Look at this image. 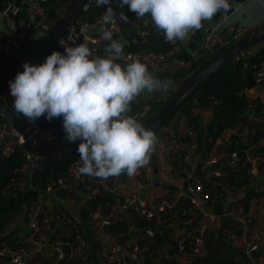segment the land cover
<instances>
[{
    "label": "crops",
    "instance_id": "1",
    "mask_svg": "<svg viewBox=\"0 0 264 264\" xmlns=\"http://www.w3.org/2000/svg\"><path fill=\"white\" fill-rule=\"evenodd\" d=\"M29 1L0 0V13L6 6H10L6 17L0 14V70L10 58L17 54V52L13 53L7 46L5 37L10 35L25 39L26 44L29 36L34 32L31 25L32 16L27 11ZM69 4L67 0H48L44 4L51 26L58 24L67 12ZM229 4L230 9L228 12L217 13L210 21L203 22L202 28L194 31L187 40L180 44L178 50L163 66L158 68L148 67L152 75L168 83V90L167 92L157 91L148 93L145 91L141 93L131 104L129 115L134 116L137 120L149 115L188 76L223 48L219 47L216 43L212 46L211 50H206L203 44L207 38L213 40L227 39L233 32L235 26L252 30L264 23V0H229ZM101 12V8H94L90 13L82 15V18L92 20L99 16ZM143 19L147 20L146 24L151 23V18L145 16L131 26L121 28L118 25V30L113 39L122 42L124 47L134 42L135 31L140 27L139 23ZM92 34L101 35L96 30H93ZM109 43H103L105 49ZM263 44L261 43L254 48L248 49L236 57L231 64L235 65L238 62H246ZM245 95L250 100H259L260 103H264V82L261 87H253L245 90ZM5 103L8 108L15 111L12 107L14 97L11 96L10 92L5 97ZM214 106L215 104L210 98L208 101L204 98H194L190 104H184L179 108L156 131L158 132L155 134L158 138V143L155 151L150 155L149 163L139 168L140 175L134 174L129 177L124 173L118 177H110L107 180L95 178L98 184L107 187V189L102 191L108 194L110 200L104 199L103 202L93 201L92 199L90 201H84L82 200L83 197L81 195L79 196V193L76 192L70 195L67 200L64 199L63 203L58 201L53 205L52 202H49L56 208L55 210H62L68 220L66 225L63 227L59 226V229L57 228L59 232L57 231L56 234L69 235L80 232L86 241V247L70 264H81L85 260H90L93 264H107L105 259L106 249L111 244L116 243L124 244L127 248L137 245L139 264H248L244 258L241 242L223 238V233L226 229L240 231L239 226L233 222L231 217H225L221 226H216L209 230L205 239L206 252L203 255L191 256L190 258L176 256L175 238L184 229L182 224L183 218L179 213L180 207L182 206L181 202L183 201H181L182 199L179 194L184 192L185 185L187 184V180L182 174L183 160L181 158L186 144L185 129L189 126L186 117L189 113L198 117L197 122H195L198 126L196 134L197 136L198 134H202L207 139L211 131L214 130L212 127L215 113L213 110ZM238 114L239 118L235 120L238 122L231 124V126L236 128V134L233 136L235 139L232 137L224 144H221L218 147V151L227 152L231 146L229 142L231 140L237 141L238 143L235 142L236 145H244L246 147L244 150L254 154L256 152L261 153L264 146V114L258 112L251 106L239 111ZM31 124L35 130L43 134H54L63 127L62 118H53L49 122L44 117H41ZM208 126H210L209 134H207ZM254 130H257L258 134H260L257 139L254 137ZM207 144L203 147V152L206 148L208 149ZM212 152L213 149L211 147L206 153L207 157L201 166L198 167L197 165V173L195 172L197 177H203V171L212 169L211 166L209 167L206 164ZM197 153L201 161L202 154ZM219 168L222 170L223 180L220 183L221 187L219 186L215 191L220 192L221 197L209 201L208 208L215 213H222L224 210L228 211L235 203L239 201L243 202V198L251 192L248 197V206L246 204L247 209L245 208V210H248L251 207L254 214V222L247 224L248 229L246 232L249 233L251 230H254L256 223L262 217L259 213L260 211H257L258 207L254 205L253 200H264V170H261L253 179H248L246 168L243 164L240 166H232L226 162H222ZM224 176L236 178V184L225 186ZM139 177L144 184L140 190V195L147 203L154 205L157 204L159 199L172 196H175L180 202L173 210L164 212L161 218L158 216L150 219L145 218L139 214L135 206H131L130 209L123 210L120 213V206L125 199V195L109 189L112 187L118 188L126 192L127 195H130L135 189V179ZM218 183V179L211 180L206 183V189L213 191V185L218 186L216 185ZM45 196L44 198H46ZM95 200H103V198L99 195V197H95ZM45 202L44 199L41 209L43 213L49 212L45 208ZM110 215H115V218L113 219ZM198 215L199 213L195 216L193 223L196 221ZM24 216L26 217V213H24ZM105 217L112 218L109 226L101 225V219ZM22 219L23 217L19 213L13 218L11 221L12 224H9L5 231L10 233L9 236L13 245H15L14 241L21 243L20 246L16 245V248L27 245L29 232L24 233V229L28 225L27 221ZM54 225L57 227V224L52 223V226ZM190 227L191 225L188 226V229ZM147 231L158 235L153 237ZM19 233H22L21 236H19ZM52 234L50 233V235ZM52 254L53 252L50 249L45 250L42 254H37L32 263L53 264L49 259ZM166 256H169V258L167 259Z\"/></svg>",
    "mask_w": 264,
    "mask_h": 264
},
{
    "label": "built area",
    "instance_id": "2",
    "mask_svg": "<svg viewBox=\"0 0 264 264\" xmlns=\"http://www.w3.org/2000/svg\"><path fill=\"white\" fill-rule=\"evenodd\" d=\"M67 1L70 3L72 0ZM47 2L48 0H30L27 4V11L32 16L31 25L34 31L41 30L49 32L51 30L52 26L49 23L44 6ZM118 3L119 0H111L110 6L117 13L116 20L108 25H104L102 17L108 5L97 7L96 0H85L80 8L82 14H88L94 8H101V14L90 21L82 19L77 20L69 28L68 32L55 42V48L44 52L38 58L35 65L44 63L46 57L51 55L54 51L63 53L64 48L75 47L83 43H86L89 48L93 50L94 55H99L101 57L105 56L102 52L105 46H100V44L109 43V41L103 40L101 28L107 27L112 32L113 37L116 35L119 22L121 21L119 20V13H125L124 9L127 7V5H125L121 9L118 7ZM9 10L10 6H6L1 11V16L6 17ZM93 30L100 32L101 35L92 34ZM247 31H249L247 28L239 26L227 39L213 40L207 38L204 41L203 47L206 50H211L212 46L216 43L219 47H224L246 34ZM135 35V38H139L143 42H146L150 37V31L143 30L139 27L135 31ZM184 41L177 40L175 42H168L164 38V42L170 46L165 52H156L149 48L133 52L123 51L124 58L117 62L121 63L123 66L139 58L147 67L158 68L163 66L168 59L173 56L178 50V46ZM5 43L14 53L25 44V39L9 35L5 37ZM254 79L255 87H261L264 82V60L258 65L254 73ZM6 96H8V93L5 97ZM212 102L217 105V102ZM37 132L41 138L52 146H60L68 142L65 139L63 127L54 134ZM235 134L236 128H234V126L226 127L221 131L219 136L214 140L212 144L213 152L206 161V164L214 169L203 171V177H197L195 172L198 162L200 161L199 154L197 153V134L196 130L191 126H187L185 129L186 144L183 158L187 165L183 167L182 174L187 180V184L185 185L184 192L179 194L182 199L181 201H183L181 202L182 206L180 207L179 213L183 218L182 224L184 229L180 235L175 238L176 256L190 258L191 256L203 255L206 252L205 239L209 230L216 226H221L225 217H231L233 222L239 226L240 231L226 229L223 233V238L241 242L244 258L247 259L248 264H264V200H253L254 205L258 207L257 211H260L259 213L262 217L260 221L256 223L254 233L251 235L246 232L247 224L254 222V214L251 207L249 208L250 210H245L244 203L239 201L235 203L230 210H224L222 213H215L208 208L209 201L221 197V193L215 191L219 186H214V184L213 191H211L210 189H206V183L216 179L219 180L218 184L221 183L223 180V173L219 167L222 162H226L232 166H240L243 164L246 168L248 179H253L261 170H264V146L261 153L254 154L244 150V156L242 158H239V155L235 151L230 153L218 151V147L232 138ZM220 141L223 142L220 143ZM2 142L3 145H0V154L2 156L8 157L19 152L23 157L21 165L14 168V176L6 185L5 191H3L4 194H9L13 192L14 189L24 190L27 186L35 189L32 183V176L35 171L40 168V161L43 159L41 153L32 150L24 139L23 134L9 123H0V144ZM78 159L79 156L69 164L65 176L57 178L46 186L44 189L45 193L54 190L64 191L63 196L65 197L64 199L67 200L70 195L78 192L79 196L81 195L84 201H90L92 198L100 195L103 185L98 184L95 177L77 173L76 165ZM136 174L140 175L139 169ZM143 186L144 184L141 178H136L134 191L129 197H125L120 207L126 209L136 204L139 206L142 216L150 219L155 216L161 218L164 212L173 210L180 202L175 196H172L159 199L154 206L148 204L140 195V190ZM45 195L41 192L37 201L27 210L26 216H28L29 219V223H27L28 226H25L29 229L27 245L20 248L12 247L4 239V236L10 233L5 232L0 235V264H33L32 261L37 254H42L45 250L49 249L53 252L52 256L49 257L53 264H70L86 247V241L83 239L80 232H76L75 234L71 233L69 235H63L61 233L56 234L59 229L58 227L66 225L68 220L65 213L60 209L47 213L41 211L42 200L44 201ZM64 199L59 200L60 203H63ZM197 213L202 214V220L194 229H188V226L192 225ZM41 214H43V218L40 220L39 216ZM110 217L114 219L115 215H110ZM112 218H102L101 225L109 226ZM52 223L57 224V227H55V225L52 226ZM50 233L53 234L50 235ZM21 234L22 233H19V236H21ZM166 258L168 259L169 256H166ZM105 259L107 264H139L138 246L134 245L131 246V248H127L121 243L111 244L106 249ZM81 264L93 263L90 260H85Z\"/></svg>",
    "mask_w": 264,
    "mask_h": 264
},
{
    "label": "clouds",
    "instance_id": "3",
    "mask_svg": "<svg viewBox=\"0 0 264 264\" xmlns=\"http://www.w3.org/2000/svg\"><path fill=\"white\" fill-rule=\"evenodd\" d=\"M96 4L108 5L104 25L116 20L111 0ZM125 5L138 19L149 16L168 42L187 40L203 22L230 9L229 0H119V8ZM119 20L127 23L128 17L120 12ZM101 32L110 42L105 56L94 55L86 43L66 47L40 65L25 62L9 87L12 107L29 124L41 117L49 122L62 118L65 139L80 141L78 174L107 180L124 173L131 177L149 163L158 138L128 113L141 93L167 92L169 85L139 58L123 66L118 63L124 58V44L113 39L107 27Z\"/></svg>",
    "mask_w": 264,
    "mask_h": 264
},
{
    "label": "trees",
    "instance_id": "4",
    "mask_svg": "<svg viewBox=\"0 0 264 264\" xmlns=\"http://www.w3.org/2000/svg\"><path fill=\"white\" fill-rule=\"evenodd\" d=\"M82 15L86 14H82L80 12L77 20L82 18ZM125 15L128 17V22L124 23L123 21H121L119 24L121 28L131 26L141 20L136 17L135 13L129 10L128 6L125 8ZM82 20L87 21V19L83 18ZM140 27L143 30H149L150 37L146 42H143L139 38H135L134 42L129 43L126 47H124L123 51L133 52L146 48H149L156 52H165L166 50H168L170 46L169 44L164 42L165 37L163 33L158 30L152 22ZM53 28L54 27H51V30ZM134 37H136V35H134ZM100 46H103V43H101ZM54 48L55 44H53L47 51H50ZM102 52L103 54H105V49ZM262 60H264V48L261 49L258 53H254L252 56H250L246 62H238L235 65L230 64L227 67L214 72L198 86L191 97L184 103L190 104L194 98H204L207 99V101L210 98L211 101L217 102V105L213 107L215 113L212 127L214 130L211 131L207 139H205L202 134H198L197 136V151L200 153V155L204 152L207 153L209 151L214 140L219 136L224 128L230 127L232 123L238 122L235 120H238L239 118V111L245 110L251 106L254 107L258 112H262L264 114V103H260L259 100H250L245 95V90L255 87L254 73ZM175 112L165 117L161 121L159 128L162 127ZM186 118V120L188 121V125L191 127L193 126V128L197 131L198 126L195 122H197L198 117L194 116L192 113H189ZM253 133L255 139L260 136L257 130H254ZM229 142L231 146L228 148L227 152L230 153L235 151L239 155V158H242L244 156L243 151L246 147L242 144L236 145L235 142L238 143L237 141L230 140ZM206 144L208 145V149L206 148L207 150L205 149L203 152V147H205ZM183 154L184 151L182 152L181 158L183 160L182 165L183 167H185L187 164L184 161ZM78 156L79 153L78 151H76L74 153L58 157H44L40 161V168L36 170L32 176V183L35 189L27 186L24 190L14 189L13 192L4 194L3 191H5L6 185L14 176V168L21 165V163L23 162V157L19 152H16L8 157L2 156L0 154V235L5 233L7 226L14 217L22 212L27 213V210L32 206L34 202L37 201V199L41 195V192L45 195L44 189L48 184L55 181L57 178L63 177L67 174L69 164ZM235 174H237V172H235ZM224 179L226 182L225 186L236 184V178L232 176H224ZM104 192L105 191H101L100 193V196H102L103 200H95V197L92 198V200L97 202H103L104 199L110 200L108 198V194ZM250 193L251 192H249V194L245 196V198H243V203L246 209L248 206L247 203ZM9 235L4 236V239L10 246L16 247V245H21V243L17 241H14L15 245H13Z\"/></svg>",
    "mask_w": 264,
    "mask_h": 264
},
{
    "label": "water",
    "instance_id": "5",
    "mask_svg": "<svg viewBox=\"0 0 264 264\" xmlns=\"http://www.w3.org/2000/svg\"><path fill=\"white\" fill-rule=\"evenodd\" d=\"M85 0H72L68 6L67 12L58 22V24L49 32L35 30L28 38V42L19 48L17 54L10 58V60L0 70V123H9L14 126L19 132L23 134L27 144L34 150L41 153L44 157L47 156H63L77 151L80 141L75 143H65L60 146H52L48 144L39 133L35 130L32 124H29L26 119L18 115L15 111L8 108L5 103V95L9 92V81L14 80L18 72L24 69L22 65L25 62L35 65L38 58L46 52L55 42L64 36L69 28L77 21L81 5ZM147 23L143 19L139 25L143 26ZM239 26H235V30ZM231 33V35L234 33ZM239 37L237 40L229 43L223 47L216 55L212 56L201 67L194 71L188 78H186L179 87L172 92L165 100L161 101L159 105L146 117L140 119V122L146 129L155 132L159 129L161 121L175 112L191 97L198 86L214 72L223 69L231 64L240 54L246 52L248 49L254 48L259 44L264 43V23L253 28ZM264 48V44L255 52L258 53ZM210 133V126L207 127V134ZM233 139H235L233 137ZM3 145V142L0 144ZM207 154L203 153L198 167L206 159ZM202 214L196 217V221L191 225L190 229H194L202 220ZM28 228L24 229V233L28 232ZM149 235L155 237L158 234H153L147 231Z\"/></svg>",
    "mask_w": 264,
    "mask_h": 264
},
{
    "label": "rangeland",
    "instance_id": "6",
    "mask_svg": "<svg viewBox=\"0 0 264 264\" xmlns=\"http://www.w3.org/2000/svg\"><path fill=\"white\" fill-rule=\"evenodd\" d=\"M59 21V20H58ZM57 24H53V26L52 27H55ZM139 121V120H138ZM158 130V129H157ZM156 130V131H157ZM155 131V132H156ZM154 132V133H155ZM158 132H156L155 134H157ZM223 141H220V143H222ZM32 150H33V148H31ZM40 166H41V164H40ZM218 186H220L221 187V185L220 184H218ZM104 189H107V187L106 186H102V189H101V191L102 190H104ZM109 190H111V191H115V192H118V193H121V194H123V195H125V197L127 198V197H129L130 195H127L126 194V192H124V191H121L120 189H118V188H114V187H112L111 189H109ZM63 192L64 191H48L47 192V194H46V198H45V208H46V210L47 211H49V212H51V211H54L55 210V208L52 206V204H50L49 202H52L53 203V205H54V203L55 202H58L59 200H62V199H64L65 197L63 196ZM146 201V200H145ZM146 203H147V201H146ZM149 204V203H148ZM152 205V204H151ZM131 206H135L137 209H138V212H139V214L142 216V214H141V212H140V208H139V206L138 205H136V204H133V205H131ZM131 206L130 207H128V208H126V209H130L131 208ZM154 206V205H153ZM126 209H124V208H120V210H119V212L121 213V211H123V210H126ZM21 215H22V217H23V219L22 220H25V221H27V223H29V219H28V216H24V212H22L21 213ZM43 218V214H41L40 216H39V219L41 220ZM9 224H12L11 222L9 223ZM248 229V228H247ZM254 233V230H251L248 234H253ZM245 261L247 262V259H245Z\"/></svg>",
    "mask_w": 264,
    "mask_h": 264
}]
</instances>
